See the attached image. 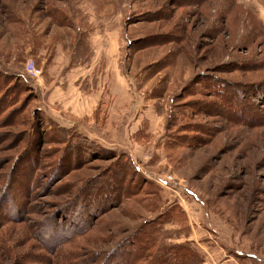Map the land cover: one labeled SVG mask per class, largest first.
Returning <instances> with one entry per match:
<instances>
[{
	"label": "rangeland",
	"instance_id": "rangeland-1",
	"mask_svg": "<svg viewBox=\"0 0 264 264\" xmlns=\"http://www.w3.org/2000/svg\"><path fill=\"white\" fill-rule=\"evenodd\" d=\"M147 238L264 264V0H0V264Z\"/></svg>",
	"mask_w": 264,
	"mask_h": 264
},
{
	"label": "trees",
	"instance_id": "trees-1",
	"mask_svg": "<svg viewBox=\"0 0 264 264\" xmlns=\"http://www.w3.org/2000/svg\"><path fill=\"white\" fill-rule=\"evenodd\" d=\"M223 87L226 89L227 85H225ZM236 89H240V87L237 85ZM227 91H229V89H227ZM235 92L233 93V95L235 94ZM233 95H230L229 98L223 97L222 100L228 103L232 99ZM219 96L220 97L224 96V94L223 95L221 94ZM220 106H221V110L225 109L223 105H220ZM229 110H230V107H229ZM228 114H229V112H228ZM71 223H72V225H70L71 226L70 228H72V230L76 229L77 226L75 225V221L73 220V222H71ZM88 224H90V223H88ZM66 226L67 225L63 224V223L62 224L57 223L54 226V229H59V230L64 229L65 230L67 228ZM80 228H84V227L79 226V230H78L79 232L76 234L74 233L76 231L73 232L76 237L73 234L72 236H69V239L74 240L78 236H80L81 233H83V230H80ZM129 242H130V240H127V242L125 243L126 246L120 245L122 248L116 247L112 251L105 252V256L107 258H106V263H104V264H138L144 256H140V253H138L136 251L145 252L149 249L152 250L153 247L155 248L156 244H157L156 241H153L150 238H147L145 241H143V244H139L138 242H131V243H129ZM128 244H129V246L131 245V248H127ZM172 247H173L172 248L173 251H176V253L179 252L181 254V257H177L176 255H173V258L164 257L161 255L162 251H158V252H155L154 260L151 263L152 264H180L179 262L182 260L183 261L185 260L186 264H198L199 263L198 255L195 252H192L191 250H189V248H187L186 246L175 245ZM94 263H95V261L92 262V264H94Z\"/></svg>",
	"mask_w": 264,
	"mask_h": 264
},
{
	"label": "built area",
	"instance_id": "built-area-1",
	"mask_svg": "<svg viewBox=\"0 0 264 264\" xmlns=\"http://www.w3.org/2000/svg\"><path fill=\"white\" fill-rule=\"evenodd\" d=\"M27 68H28V72H30V74H31V75H34V76H37L38 72H40V71L36 68V66H35V64L33 63V61L29 62ZM40 73H41V72H40Z\"/></svg>",
	"mask_w": 264,
	"mask_h": 264
}]
</instances>
